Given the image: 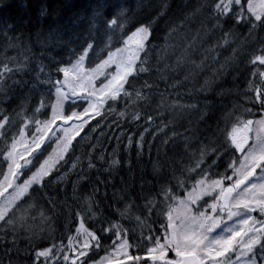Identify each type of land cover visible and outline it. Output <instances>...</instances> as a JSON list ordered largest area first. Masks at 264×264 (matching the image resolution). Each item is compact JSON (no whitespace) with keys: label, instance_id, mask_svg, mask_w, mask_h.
I'll use <instances>...</instances> for the list:
<instances>
[{"label":"snow or ice","instance_id":"1","mask_svg":"<svg viewBox=\"0 0 264 264\" xmlns=\"http://www.w3.org/2000/svg\"><path fill=\"white\" fill-rule=\"evenodd\" d=\"M3 2L0 0V4ZM64 7L52 6L51 13L41 8V15H50L52 25L56 26L49 42L53 35L59 36L65 27L72 26V17L67 25L59 23L58 13ZM152 7L151 0L148 3L137 0L135 9L125 7L119 0H90L91 15L85 18L88 27L80 34L77 47L69 49V60H57L54 69L37 61L38 71L31 83L24 76L32 70L29 65L34 53L24 40L23 32L31 21L20 18L13 23L12 17L0 16V49L5 52L0 55V103L24 88L28 89V95L45 85L50 86L49 92L55 90V101L46 106L47 101L41 95L31 115L24 103L11 114L0 112V143L3 145L0 165H6L0 166V246L3 247L0 264H21V229L28 233L31 264H52L54 261L59 264L61 259L64 264H264V219L253 215L264 217V115H256V112L264 113V0H204L195 10L207 12L210 21L207 31H221L223 42L229 46L230 38L238 35L233 29H247L239 36L241 42L232 49V56L213 71L219 76L233 64L245 63L251 66L252 78L234 107L216 117L215 127L207 123L215 116L211 112L213 106L202 108L197 103L180 104L175 100L171 105L167 103V90L180 82H166L164 73L172 66L166 64L160 69L159 53L155 61L157 67L153 68L150 61V53L157 47L153 43L156 39L154 25L159 24L166 11L162 9L152 15L147 11ZM174 30L169 28V33ZM218 46L219 42L209 45L207 52ZM9 49H19L20 55L8 56ZM188 55L185 51L177 57V66ZM211 59L215 62L216 57ZM191 62L196 65L195 61ZM153 71L159 79L165 80L164 90L159 89L155 79L151 82L145 79L139 87L132 83ZM184 79L188 81L189 76ZM203 91H206L204 86L197 89L195 84L190 89L197 94ZM154 95L160 96L156 118L161 115L158 111L161 107H176L188 113H199L198 124H205V127L202 130L190 127L183 134L172 132L170 145L168 139L161 141L169 145L168 151L173 155L165 153L163 159L152 162L151 179L141 170L137 184L131 159L123 161L129 173L127 179L120 177L123 187L117 188L111 183L114 177L110 172L108 180L102 182L105 189L112 187L113 201L122 205L115 212L99 209V201L94 198L99 187H94L93 193L85 197L74 195L84 202L75 208L66 206L74 228L70 230L67 244L61 240L48 247H34L32 241L36 234L25 227L30 210L36 209L40 199H45L52 205L50 210H54L51 185H57L55 190L59 191L65 177L77 166H80L77 181L86 178L81 158H73L70 153V149L76 147L73 141L84 126L93 116H99L101 119L95 125L99 127L104 120L102 110L112 112L122 100L125 109L119 111L120 117L130 116L133 121L146 119L151 124L154 116L139 110L137 104L144 101L147 108ZM77 105L82 110H78ZM41 115L43 119L39 118ZM89 127L95 130L92 125ZM162 127L167 124L157 126L156 132ZM87 135L80 136L76 144L84 141ZM140 136L136 141L137 159L143 151L144 133ZM52 140L56 146L44 155ZM132 140L129 135L128 145ZM180 142L183 152L179 151ZM194 142L199 144L198 148H194ZM86 147L87 169H91L95 167L94 161L104 156L102 153L93 156L95 144L89 142ZM157 151L159 153V148ZM230 153L239 155L226 160ZM65 154L71 160V168L60 172L62 162L67 163ZM107 163L112 167L121 165L122 161L113 153ZM222 164L224 170L220 171ZM77 187L73 182L74 194ZM141 199L142 206L137 204ZM39 215L42 221L55 219L47 216L44 210ZM153 216L164 221L160 224V235H154V229L148 225ZM133 220L135 227H128ZM136 228L140 230V240L147 246L141 248L138 243L137 253L133 254L130 239L135 236ZM106 241L111 244L106 245ZM101 249L105 255L94 259Z\"/></svg>","mask_w":264,"mask_h":264},{"label":"trees","instance_id":"2","mask_svg":"<svg viewBox=\"0 0 264 264\" xmlns=\"http://www.w3.org/2000/svg\"><path fill=\"white\" fill-rule=\"evenodd\" d=\"M89 2L90 0H6V2H4L0 8V16L4 18L12 17L13 20L11 22L13 23L16 19L20 18H23L26 21H31L30 26L24 28L23 32L24 40L31 45L34 57L32 63L29 65L32 70L24 76V79L29 80L30 83L32 82L36 75V71H38L36 67L37 61H43L44 64H47L50 68L54 69L57 66V60H69V49H75L77 47L80 34L88 27V22L85 18L91 15V11L88 8ZM113 2H116V0H113ZM119 2L124 4L125 7L132 9H135L137 5V0H119ZM148 2L149 0H145V3ZM151 3L153 7L147 11H150L152 15H155L157 11H161L162 9H166V11L160 18L159 24L154 25V36L156 39L153 43L157 47L150 53V61L153 68L157 67L155 61L157 53H159L161 57L159 68L163 70L166 64L172 66L164 73L167 77L166 82L168 84H172L174 81L180 82L176 87L167 90V103L171 105L174 100L178 101L180 104L197 103L198 106L202 108L205 105H211L213 106L211 107V112H214L215 116L212 120L207 121V123L215 127L216 117H219L223 112L234 107V104L240 100V93L246 89L248 80L252 78L251 66H246L245 63H240L238 65L233 64L227 69V71L219 76L215 75L213 71L232 56V49L241 42L239 36H242L247 29L239 27L233 29L234 33L238 35L230 38L231 46H229V44L223 42V33L221 31L216 30L211 33L207 31V26H210L207 12L203 10L200 12L195 11L204 3V0H151ZM60 5L65 6L64 10L58 13L60 25H67L69 18L72 17V26L65 27L59 36L53 35L52 42H49L50 33L54 32L56 26L52 25V17L50 15H41V8H46L48 12L51 13L52 6ZM81 21H83V23H81ZM169 28L175 30L169 33ZM227 30L228 28L226 27L225 31ZM9 35L14 36L15 33H9ZM232 40H235V42L232 43ZM217 42H219V46L214 51L210 53L207 52L209 45L217 44ZM253 47L255 46L253 45ZM185 51H187L189 55L186 56L185 60L177 66V57L184 55ZM4 54V50L0 49V55ZM6 54L8 56H19L20 50L9 49ZM206 56L208 58H205ZM211 57H216L215 62H213ZM202 60L204 61L203 64L200 67H196V65H199ZM191 61H195L196 65ZM173 68H175V70H173ZM186 75L189 76L188 81H185L184 79ZM53 78H56L55 73H53ZM60 78H62V74L60 75ZM145 79L149 80V82L155 79L159 85V89H165V80L159 79L155 71L150 75H143L139 80L132 81V83L139 87ZM255 79H257V81L259 80L258 77ZM193 84H195L197 89L204 86L206 91L199 92L198 94L190 92ZM49 87L50 86L45 85L30 95H28L27 88L17 90L19 94H10V98H5L4 102L0 103V112L11 114L14 109L18 111V106L21 103H24L29 111V115H31V109L36 106L35 102H39L41 95H43L47 101L46 106L55 101V90L53 88L51 89V92H49ZM159 101L160 96L154 95L147 108L144 106V101H140L137 104L139 110L149 112L154 116L153 123L149 124L146 119L133 121L130 116H127V121H123V126L126 124L128 128L127 133L129 134L134 132L138 135L140 131L146 128L149 129L145 136L143 151L139 159H137L138 149L136 141H133V143L128 146L125 143V138H123L118 147L119 151L117 150L118 159L122 161L121 165L112 166L108 171H104L100 175L95 171L88 174L87 178L82 179L77 183L78 187L75 194L73 193L71 185L72 179H70L69 184L65 182L60 186L59 191L55 190L57 185H51L50 194L55 201V209L50 210L52 209V205L47 203L45 199H40L36 209L30 210L28 223L25 226L30 227L36 234L35 239L32 241L34 247H48L61 240H63L64 244H67L68 231L74 230V228L70 223L71 217L67 215L66 206L72 205L73 208H75V206L82 205L84 202L81 199L74 198V195L75 197H85L93 193L94 187H99L100 191L94 195V198L99 201V209L107 213L115 212L116 209L122 207V205L113 201L112 187L109 186L105 189L104 183L102 182L108 180L110 172L114 177V180H112L111 183H115L117 188L123 187L119 182L120 177L127 179L129 176L127 165L124 164L123 161L131 159L132 164L134 165L135 176L137 177V184L139 183L138 178L141 175V170L147 173L148 178L151 179L152 162L157 158L163 159L165 153H167L168 156L173 155L172 152L168 151L172 132L183 134L185 130L190 127H199L201 130L205 127V124H198L197 117L199 113H188L186 110L176 107H161L158 109L161 115L159 118H156L155 109ZM77 107L81 108L79 105H77ZM248 107H251V105H248ZM114 109H125V101L122 100L118 105L114 106ZM129 110H131V106H129ZM43 111L44 109H41V112ZM48 111L50 113V106L48 107ZM253 111L256 112V109H253ZM261 114L262 113L256 112L257 116ZM39 118L43 119L44 116L41 115ZM193 118H195V120H193ZM170 120L173 122L169 123ZM189 121H191V124ZM162 123L167 124V127H162L160 132H156L157 126ZM154 132H156L155 136L152 135ZM165 139L169 140V145L161 143V141ZM77 140L78 139L73 142L76 147L70 151L71 155L73 154V150L75 152L77 148ZM54 144V141H52L51 146L48 147L44 155H47L48 152L52 151ZM114 144L115 142L112 143V145ZM0 147H3L2 143H0ZM198 147L199 144L194 142V148ZM158 148L159 153L157 151ZM179 151H184L182 142H180ZM232 155L238 156L237 153H230V156L227 157L226 160L230 159ZM40 159L42 160L43 156H41ZM65 159L67 163L62 162V167L59 171L64 170L65 165L70 162L68 154L65 155ZM0 160H2V157H0ZM33 163L38 164L37 161H33ZM0 166L6 167V165ZM224 166L225 165L222 164L219 170L223 171ZM73 176L74 173H71L70 178H73ZM145 191L147 192L148 189L146 188ZM143 203L142 199L137 201L138 205L142 206ZM41 210H44L45 214L49 217L54 216L55 219L42 221L39 215ZM32 217H35V219L33 220ZM162 223H164L163 219H158L156 216H153L148 220V225L154 229V235L162 234V229H160V224ZM127 226L135 227L134 220ZM96 227H99V224H97ZM27 235L28 233L21 229V264H31L32 250L27 248ZM145 235H147V229H145ZM130 243L132 244L131 251L133 254L137 253L138 243L141 245V248L147 246L142 240H140L139 228H136L135 236H131ZM105 244H111V241H106ZM2 253L3 247L0 246V254ZM104 255L105 252L101 249L93 258L99 260V258ZM61 261L62 259L59 260V264ZM52 264H56V262L54 261Z\"/></svg>","mask_w":264,"mask_h":264},{"label":"rangeland","instance_id":"3","mask_svg":"<svg viewBox=\"0 0 264 264\" xmlns=\"http://www.w3.org/2000/svg\"><path fill=\"white\" fill-rule=\"evenodd\" d=\"M5 2H6V0H5ZM67 103L68 102H66V104ZM89 115H91V113ZM102 115H104V120L101 121L99 127H95L96 121H99L101 119L99 116H93V118L88 121V124H86L84 126V129L81 131L80 136H84L85 133H88L87 138L84 141H81L80 144H77V148H76L75 152L73 150V154L71 155L73 158H75L77 156L81 158L83 167L86 169V171L84 173L86 178H87V175L91 174L93 171H95L98 175H100L102 172L108 171L111 168V167H109V164L107 163V161L112 158L113 153H115L116 158H118V151L115 149V147H118L120 145V142L123 138H125V143H126V145H128L129 135L132 136V138H133L132 143H133V141H137V140L141 139L140 134L143 132L144 133L143 143H144L145 136H146L147 132L149 131V129L147 128L148 131H145V129H144L138 135L134 132H131L130 134L124 133L125 131L128 130V128L125 127V128L119 129V127H120L121 123L123 121H125L127 116L120 117L118 115V113H116L114 111L106 112L104 110H102ZM261 115H264V113H262ZM193 120H195V118H193ZM89 125H92L93 127H95V130L93 131L89 127ZM80 136L76 137V139L79 140ZM118 138H119V140H118ZM52 141H54V143H55V140H52ZM112 141L115 142L114 145H112V143H113ZM89 142L96 145V149H95V152L93 153V156H95L97 153H102L104 156V159H102V160H95L94 161L95 167H93L91 169H87L88 152H87L86 146ZM46 143H48V141H46ZM55 146L56 145L54 144V147ZM70 151H72V149H70ZM69 168H71V160L67 165H65V169L61 170L60 172H63ZM79 172H80V166H77V168L71 172V173H74L73 178H70V175H71V173H70V175L65 177V182L69 184L70 179H72L71 185H73V182L79 183V181L82 180L81 179V180L77 181V174ZM253 215H255L257 217V219H264V217H260L257 213H253ZM70 234L71 233L69 230L68 235H70ZM241 259H243V258H241ZM60 264H64L63 260L60 262Z\"/></svg>","mask_w":264,"mask_h":264},{"label":"bare ground","instance_id":"4","mask_svg":"<svg viewBox=\"0 0 264 264\" xmlns=\"http://www.w3.org/2000/svg\"><path fill=\"white\" fill-rule=\"evenodd\" d=\"M68 7V6H67ZM164 39V38H163ZM35 42V41H34ZM60 49V48H59Z\"/></svg>","mask_w":264,"mask_h":264}]
</instances>
